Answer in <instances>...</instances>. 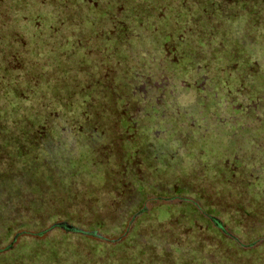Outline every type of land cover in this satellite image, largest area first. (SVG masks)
<instances>
[{"label":"rangeland","instance_id":"374dc122","mask_svg":"<svg viewBox=\"0 0 264 264\" xmlns=\"http://www.w3.org/2000/svg\"><path fill=\"white\" fill-rule=\"evenodd\" d=\"M27 1L43 9V19L32 25L22 19ZM109 1L87 0L70 8L59 0H0V81L10 88L9 94L0 88V221L29 219L32 226L16 228L7 238L0 228V250L16 247L22 237L44 238L42 231L64 224L78 231L54 229L59 236L32 252H16L10 264H264V183L249 171L256 164L258 175H264L262 79H249L243 87L236 74L222 75L214 59L221 53L212 50V42L223 29L207 35L199 49V33L189 31L183 41L170 40L171 56L186 58L177 88L164 97L154 93L144 76L154 73L156 61H164L149 41L159 32L144 42L133 38L153 23L145 17L152 2L138 0V15L133 6L119 13L121 7L109 8ZM107 9L96 18L95 12ZM194 9L172 7L165 29L176 19L190 25L194 16L208 18V12ZM240 10L224 11L237 18ZM124 16L141 28L130 29L134 51L119 57L123 68L114 72L115 65H107L108 57L100 54L110 53L107 32L117 25L114 19ZM44 18L51 22L46 25ZM79 18L82 24L71 23ZM260 20L264 28V14ZM14 21L17 32L9 29ZM45 25L50 29L40 30ZM82 39H89L91 49L78 59ZM64 44L74 64L53 67L52 59L72 56L56 52ZM128 55L131 66L122 60ZM130 67L133 71L127 73ZM114 81L131 86L122 106L129 126L138 128L131 133L124 132L120 113L107 98ZM90 83L104 88L75 106L81 102L78 89ZM148 96L158 111L151 119L144 118L141 102ZM230 104L242 108L240 115L228 111ZM17 125L18 130H10ZM235 151L239 156L233 157ZM226 154L227 163L242 170L239 177V170L225 162ZM252 193L260 194V200L250 204Z\"/></svg>","mask_w":264,"mask_h":264},{"label":"trees","instance_id":"16d2710c","mask_svg":"<svg viewBox=\"0 0 264 264\" xmlns=\"http://www.w3.org/2000/svg\"><path fill=\"white\" fill-rule=\"evenodd\" d=\"M208 1V2H207ZM84 2L86 4L87 0H59L58 4H67L69 5L70 8H79V3ZM152 2V4H151ZM178 2H180V4H182V2L185 3V6H176L175 4H177ZM202 2V1H201ZM200 1H192V0H150V4H151V8H149L150 12L148 14L145 15V17H151V21H149L148 23V27L146 29L141 30V32L136 31V36L133 38H136L137 41L141 40L142 42H144V40H148V38L155 34H156L152 40L150 39L149 41L155 42L156 43V47L160 50V52L163 54L164 56V61H156V67H155V71L154 73H150L146 74L145 77V81L149 82V84L151 85V89L153 90L154 93H156V91L159 92V94H161L163 97L166 95H169L170 92H172L173 90H175V88H177L176 84L178 82H180L181 80V76L177 75L178 73L183 74L185 72V67L186 65L184 63H186V58L185 60L183 59H175L171 56V53L175 51L174 46L172 45V41L173 38H179L180 41H183V38H186V33H188L189 31H193V32H197L199 33V38H196V41L199 42L198 45L196 46L197 49L201 48L203 46V43L205 44L206 39L208 40V38L206 37L207 35H210L211 32H213L215 29L217 30H221L223 29V32L219 35V39L218 41L216 39L213 40L212 44L215 43V46H212V50L216 53H221L219 56V59L214 56L216 65L219 66V69L221 70V72L223 73L222 75H225V77L227 76V74L232 75V74H236L237 77V83L243 87H246L248 85V81L249 79L252 80L253 83H255L257 81V78L262 79V85L264 86V28H263V24L260 20V17H263V10H264V0H205L201 3ZM27 3H30L27 5V9H26V18H22L24 21H29L32 24H34L36 21H39L41 19H43V9L42 8H36V4L34 2H29L27 1ZM141 2H138V0H118V2L116 3L114 0H110L109 3L107 4V7L109 8H117V7H121V11L119 13H122L123 10L127 9L130 6H133L134 10L139 14H142V11H140V7H138V4H140ZM20 4V2H15L13 4V6H18ZM50 5H52V3H49ZM57 4V5H58ZM227 5V6H226ZM258 5H261V7H257ZM11 6V8L13 7ZM59 6V5H58ZM170 6L173 7V9H176L178 7H181V9H192L195 8L194 11H196V13H199V9L200 10H204L205 12H208V18H204V17H199V16H194L192 17L193 21H191L190 25H185V23L181 20L178 21L176 19V23H168V31L165 29V21L169 16H172V11ZM224 6V7H223ZM241 7V15L237 16V18L235 16H231L233 15V13H225L224 10H231L235 7ZM60 7V6H59ZM219 7H222L223 10L222 12L220 11ZM227 7V9H226ZM90 10L95 11V9L93 8L92 5H90L89 7ZM123 9V10H122ZM263 9V10H262ZM101 13H96L97 17L99 18V16H101L100 14H107L109 11L107 9V11H100ZM168 13V15H167ZM118 14V13H116ZM45 15V14H44ZM32 16H35V18L32 19ZM157 17L158 19V23L155 25L156 23V19ZM133 19L136 20V18L133 17ZM150 19V18H149ZM237 19L239 24H237ZM1 20V19H0ZM46 25L47 23L51 22L48 19L44 18ZM53 22V19H50ZM83 19L79 18V19H74V21H72L71 23H74L76 25L78 24H82L84 22ZM115 20V21H114ZM113 22L117 23V25H113V27L111 28L110 31L107 32V37L108 40H110V44L107 46V50L110 52H106V54H100L102 57H105L107 59L108 57V62L107 65H109V63L111 62V64H114L116 67L115 71L118 70H122L123 68V64L121 63L119 57H121V55H123L126 52H132L134 51V45H133V38L131 37V31L130 29L132 28H138L140 29L141 25H136V23H134V20H131V18L129 16L127 17H121V18H116L114 19ZM200 20H206L205 22H201ZM107 22H109L107 20ZM148 22V21H147ZM167 22V21H166ZM11 24H9V29L10 30H16V26L17 25L14 21L10 22ZM86 24H92L90 21L85 20ZM111 23V22H110ZM3 24V23H2ZM8 26V22L5 23ZM206 24V25H205ZM43 26L40 28V30H42L43 28L46 29L45 27L48 26ZM202 25V26H200ZM205 25V26H203ZM238 25H244V26H238ZM196 26H199V28H197ZM210 27V28H209ZM50 29V27H48ZM126 28V29H125ZM3 29V27H2ZM124 29L126 30V37H123L124 33ZM137 29V30H138ZM158 29V30H157ZM260 29H263V31H261ZM5 30V29H4ZM22 30V28H21ZM73 31H77L80 33L83 32L82 29L80 28H73ZM149 31L146 35H148L147 37L145 36V32ZM228 30V31H227ZM20 31V30H18ZM234 34V36H232ZM87 37H90V34L87 35ZM160 38V39H159ZM172 38V41H170ZM156 40V41H153ZM83 41V39H82ZM195 41V42H196ZM217 41V42H216ZM66 42V41H64ZM84 43L79 46V50L83 51L79 56L78 59H83L87 56V52L90 51L91 46L88 47L90 44L89 39L83 41ZM171 44V46L168 44ZM192 42H194V39H192ZM68 44H64L62 46V48L60 50L57 49L56 47V52H62V53H66V52H70L68 50ZM84 45H87L84 46ZM200 46V47H199ZM125 47L126 50H123ZM88 49V50H87ZM153 49V48H151ZM194 49L191 51L194 52ZM54 50V49H53ZM71 53V52H70ZM129 53V54H130ZM149 53H151V51L149 50ZM54 54V53H53ZM55 55L57 56V54L55 53ZM55 55L53 56L55 58ZM72 56H70V58H67L65 61H63L59 56L57 57V60L53 62L52 59V63H50L53 67H57L58 65H63V68L65 69V67H67L68 65H70V67L72 66V64H74V56L71 53ZM50 56H52V54H50ZM129 55L128 56H124L122 57V60L125 61V64L128 66L130 65V61H128ZM138 61V60H137ZM106 64V63H105ZM105 64L99 65L97 66L98 68H100V66H103ZM228 64V65H227ZM234 64V67L231 65ZM52 67V68H53ZM69 68V66H68ZM108 69V68H107ZM105 71V69H104ZM133 68L130 67V69L127 70V73H132ZM106 74L110 75V72L105 71ZM124 74V73H123ZM122 74V75H123ZM139 75V74H138ZM140 78H142L141 75H139ZM172 77L173 81H170V78ZM115 80L116 78L113 77ZM166 80L164 83L167 85L165 86V84L160 85V81ZM68 82V80L66 81ZM65 82V83H66ZM80 83V81H78ZM6 83H2L0 81V88L2 87L3 91H5L6 93H8L7 89V85H5ZM66 85V84H65ZM64 85V88H65ZM111 85V84H110ZM54 89H56V86H52ZM104 88V85H93V84H86L85 87L83 88V90L78 89L79 92H81L82 96L81 99L79 101L81 102H75V106H79L80 104H83V100L86 101L90 98V96L94 97V91L98 92L101 88ZM249 87V86H248ZM128 92H130V95L132 93L131 90V86L129 85V83L125 82V83H119L118 81H114V83L112 84V87L109 88V91H107V98L108 100L112 103V105L114 106V108H116L118 110V113H120V118H119V122L120 125L122 127H125L124 132H132V130H138V128L133 129L130 125L128 118V113L126 111H124V109L122 108L123 104H124V98H126ZM9 94V93H8ZM256 94H258V91H256ZM0 97L1 94H0ZM257 98V96H256ZM153 96H148V98L143 97V101L142 102V109H143V116L145 119H151L152 117H154L156 114H158V111H156V109H153L154 106V101H152ZM155 100V99H154ZM211 102H214V99L211 98L210 99ZM233 104H230L229 107L231 110L228 111H232L234 113H238L240 115V110H242V108H234L232 106ZM152 107V109L150 110L149 107ZM146 111V112H145ZM1 112V109H0ZM187 114V113H185ZM264 121V120H263ZM22 124V123H21ZM263 125V123H262ZM21 126V125H20ZM140 126L142 128V124L137 125V127ZM81 127V125H80ZM83 129H85L84 126H82ZM263 127V126H261ZM20 127L19 125L17 126H13V128H10V130H18ZM236 152V153H235ZM233 153V157L234 156H239L238 151H235ZM230 155V154H229ZM228 154H226L225 156V162L227 163V158L229 157ZM257 160V159H256ZM247 163V162H246ZM229 166L234 167L236 170H239V168L229 164V162L227 163ZM243 164V163H242ZM251 169L252 170L250 173L253 174L254 172V177H256L257 179H261L264 183V175L261 177L259 174V165L256 164H250ZM242 170L238 171V177L239 175H242ZM248 173V174H250ZM236 176H237V172H236ZM240 179V178H238ZM259 179V180H260ZM242 181V178H241ZM178 191L182 190V188L177 189ZM254 196V198L249 199V203L252 204L251 202H253L254 200H260V194H253L252 193V197ZM262 199V198H261ZM264 201V199L262 200ZM237 203H242V201H237ZM180 207H183L182 205H187L186 203H181ZM195 210V209H193ZM195 212V211H192ZM197 214L199 215L198 211L196 210ZM195 215L198 216V215ZM191 216V215H190ZM50 217V216H49ZM205 220V219H204ZM43 221V220H41ZM207 222V221H206ZM41 223L40 221H37L36 224ZM98 223L95 224V226H97ZM23 228V227H32L31 223L29 222V219H20V220H12L11 217H4L3 220L0 221V228L2 229V233L4 234V236H8L11 232H13L16 228ZM58 228V229H56ZM63 228L64 230H75L78 231V229L74 228V227H67L64 224H54L51 227H49V229H46L44 231H42V233H44V238H20L19 242L16 243V247H12V245H8L6 246L4 249L0 250V264L2 263V261H6V264H10L12 263L13 259L18 257L16 256V252L21 253V250L23 251H28V252H32L34 251V249L32 247H43L45 244L49 243L48 241H50L51 237H57L59 236L55 230L60 231V229ZM255 228V227H254ZM258 228V227H257ZM253 229V231H258L261 232L262 229ZM55 229V230H54ZM54 230V231H53ZM48 231H51L50 233L47 234ZM62 231V230H61ZM25 231L19 232L15 238L17 239V236L21 234H24ZM65 232V231H63ZM42 233H39L40 235H42ZM46 233V234H45ZM62 236H65L64 233H61ZM217 236V235H216ZM7 238V237H6ZM15 242V241H14ZM30 242V243H29ZM225 243H229L228 240H225ZM33 246H31V245ZM46 251V250H45ZM47 252V251H46ZM48 255V254H47ZM31 256V255H30ZM47 257H50L47 256ZM21 264H24V262H22Z\"/></svg>","mask_w":264,"mask_h":264}]
</instances>
